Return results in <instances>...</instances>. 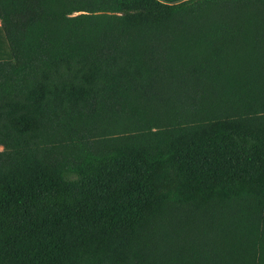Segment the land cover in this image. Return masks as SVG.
<instances>
[{"label": "trees", "instance_id": "16d2710c", "mask_svg": "<svg viewBox=\"0 0 264 264\" xmlns=\"http://www.w3.org/2000/svg\"><path fill=\"white\" fill-rule=\"evenodd\" d=\"M0 27V264H264V0H0Z\"/></svg>", "mask_w": 264, "mask_h": 264}, {"label": "rangeland", "instance_id": "374dc122", "mask_svg": "<svg viewBox=\"0 0 264 264\" xmlns=\"http://www.w3.org/2000/svg\"><path fill=\"white\" fill-rule=\"evenodd\" d=\"M11 58V52L0 27V61H8L11 60ZM185 212L186 211H181L178 216H175L173 220H171L173 228L168 227V232L170 234L169 241H171L172 244L195 241L196 234L198 233L197 230L184 228V223H182L187 218ZM175 215L177 214L175 213Z\"/></svg>", "mask_w": 264, "mask_h": 264}]
</instances>
